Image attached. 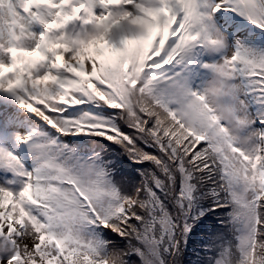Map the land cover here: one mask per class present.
<instances>
[{"label": "snow or ice", "instance_id": "1", "mask_svg": "<svg viewBox=\"0 0 264 264\" xmlns=\"http://www.w3.org/2000/svg\"><path fill=\"white\" fill-rule=\"evenodd\" d=\"M0 264H264V0H0Z\"/></svg>", "mask_w": 264, "mask_h": 264}]
</instances>
